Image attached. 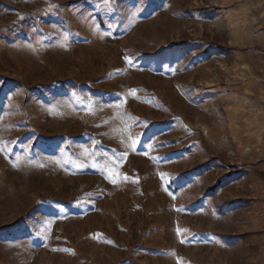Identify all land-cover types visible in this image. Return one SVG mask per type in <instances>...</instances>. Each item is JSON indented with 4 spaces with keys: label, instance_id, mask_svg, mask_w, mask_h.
Returning a JSON list of instances; mask_svg holds the SVG:
<instances>
[{
    "label": "rangeland",
    "instance_id": "rangeland-1",
    "mask_svg": "<svg viewBox=\"0 0 264 264\" xmlns=\"http://www.w3.org/2000/svg\"><path fill=\"white\" fill-rule=\"evenodd\" d=\"M0 264H264V0H0Z\"/></svg>",
    "mask_w": 264,
    "mask_h": 264
}]
</instances>
